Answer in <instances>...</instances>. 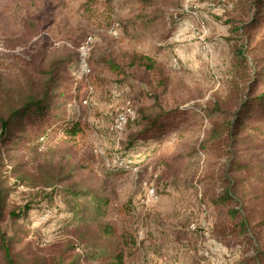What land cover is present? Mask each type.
<instances>
[{
	"label": "rangeland",
	"instance_id": "obj_1",
	"mask_svg": "<svg viewBox=\"0 0 264 264\" xmlns=\"http://www.w3.org/2000/svg\"><path fill=\"white\" fill-rule=\"evenodd\" d=\"M234 2L0 0V113L36 96L53 62L73 60L58 73L74 84L61 88L69 97L65 113L80 118L85 132L76 139L56 135L32 168L47 159L58 164L67 155L87 164V183L105 186L111 198L109 220L118 239L136 236L127 264H240L252 250L246 237L227 228L233 203L220 200L231 176L224 131L236 105L231 89L240 38L232 22L240 13ZM140 55L152 57L156 68L133 66ZM111 64L125 67L127 75L116 76ZM128 104L137 117L141 108L157 105L175 112L130 143L140 125L115 129ZM218 104L228 112L211 114ZM237 148L264 164L262 150L244 142ZM128 165L129 171H114ZM151 186L158 194L154 202L147 201ZM245 187L252 195L264 192V184ZM27 191L19 187L12 198L22 202ZM32 216L28 227L37 230L36 239L72 236L71 229L59 230L64 214L42 224L39 211Z\"/></svg>",
	"mask_w": 264,
	"mask_h": 264
},
{
	"label": "trees",
	"instance_id": "obj_2",
	"mask_svg": "<svg viewBox=\"0 0 264 264\" xmlns=\"http://www.w3.org/2000/svg\"><path fill=\"white\" fill-rule=\"evenodd\" d=\"M233 8L240 13V19L232 22L240 38L235 47L236 72L231 89L236 105L224 131L229 149L226 174L231 176H227L220 200L233 203L228 209L227 228L236 236L246 237L252 248L240 264H264V192L252 195L245 187L264 184V164L240 154L237 148L244 142L245 146L251 144L252 150L264 152V126L252 121L264 123V0H236ZM71 62H53L43 72L36 96L0 113V264H127L137 245L131 232L118 239L109 220L111 198L105 186L87 183L82 174L87 169L85 162L67 155L58 164L47 159L32 168L42 154V146L56 135L76 139L85 132L80 118L65 113L69 97L61 88L66 84L73 88L74 84L58 70ZM131 63L148 70L156 68L149 56H134ZM110 66L116 76L127 75L125 67ZM216 106L211 114L228 112L221 104ZM156 108L143 107L139 117L128 120L125 128L131 123L141 126L140 134L130 143L148 137L165 115L175 112L159 105ZM27 155L31 158L26 160ZM129 167H115L114 171H129ZM19 187L29 188L22 202L12 198ZM35 211L45 217L39 224L64 214L59 230L71 229L72 236L64 240L36 239L37 230L33 233L28 227Z\"/></svg>",
	"mask_w": 264,
	"mask_h": 264
},
{
	"label": "built area",
	"instance_id": "obj_3",
	"mask_svg": "<svg viewBox=\"0 0 264 264\" xmlns=\"http://www.w3.org/2000/svg\"><path fill=\"white\" fill-rule=\"evenodd\" d=\"M92 41V38L89 37L87 44H85L82 47V54L83 56L86 55L87 51H88V45L90 44V42ZM81 67L83 70H88V63L86 62V59H82L81 61ZM85 102H87V100H85ZM135 116V112L132 109V107L130 106V104H128L116 117L115 119V129L116 130H123L126 126V124L128 123V120L130 118H133ZM158 199V194L156 192V188L151 186L149 187L148 193H147V201L148 202H154Z\"/></svg>",
	"mask_w": 264,
	"mask_h": 264
}]
</instances>
